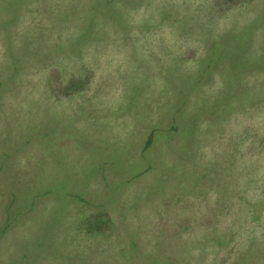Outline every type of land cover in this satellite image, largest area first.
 <instances>
[{"label":"rangeland","instance_id":"374dc122","mask_svg":"<svg viewBox=\"0 0 264 264\" xmlns=\"http://www.w3.org/2000/svg\"><path fill=\"white\" fill-rule=\"evenodd\" d=\"M0 264H264V0H0Z\"/></svg>","mask_w":264,"mask_h":264}]
</instances>
